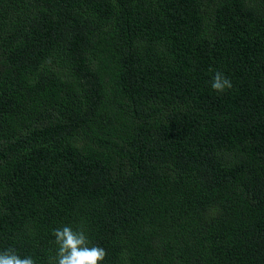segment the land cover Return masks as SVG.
Listing matches in <instances>:
<instances>
[{
    "label": "trees",
    "instance_id": "obj_1",
    "mask_svg": "<svg viewBox=\"0 0 264 264\" xmlns=\"http://www.w3.org/2000/svg\"><path fill=\"white\" fill-rule=\"evenodd\" d=\"M64 225L101 264H264V0H0V252Z\"/></svg>",
    "mask_w": 264,
    "mask_h": 264
},
{
    "label": "clouds",
    "instance_id": "obj_2",
    "mask_svg": "<svg viewBox=\"0 0 264 264\" xmlns=\"http://www.w3.org/2000/svg\"><path fill=\"white\" fill-rule=\"evenodd\" d=\"M210 87L217 93L233 87L231 80L217 70L211 77ZM56 254L50 258L49 264H101L106 256L104 248L90 245V240L83 228L74 230L64 225L53 230ZM0 264H35L32 257L21 258L15 249L9 248L0 252Z\"/></svg>",
    "mask_w": 264,
    "mask_h": 264
}]
</instances>
